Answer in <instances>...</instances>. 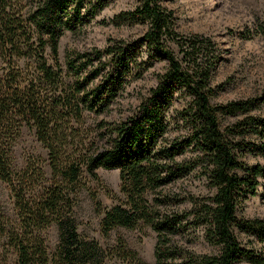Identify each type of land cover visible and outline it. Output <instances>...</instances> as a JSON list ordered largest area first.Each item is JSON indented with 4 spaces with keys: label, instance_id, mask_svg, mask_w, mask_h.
<instances>
[{
    "label": "trees",
    "instance_id": "1",
    "mask_svg": "<svg viewBox=\"0 0 264 264\" xmlns=\"http://www.w3.org/2000/svg\"><path fill=\"white\" fill-rule=\"evenodd\" d=\"M111 1L0 0V181L15 212L6 220L0 213V238L12 245L15 264H111L116 256L151 264L122 237L108 248L78 230L75 193L86 176L99 180V167L118 170L121 194L102 208V235L116 226H150L154 264H264V218L237 213L264 178V162L247 161L264 156V115L252 112L264 105V87L259 96L211 101L219 50L210 36L175 28L170 0H138L111 16L116 26L147 25L133 39L67 49L60 61L63 33L79 31ZM157 60H165V68L123 119L101 118L89 127L88 113L109 111L127 84ZM178 92L188 98L177 112L188 132L168 138V109ZM224 116L234 119L222 123ZM23 124L47 151L49 177L40 158L13 167L12 142ZM196 170L207 193L173 187ZM96 205L100 212L101 203ZM51 223L58 243L47 251L42 232ZM237 231L260 245L241 244ZM199 232L211 252L181 245Z\"/></svg>",
    "mask_w": 264,
    "mask_h": 264
},
{
    "label": "rangeland",
    "instance_id": "2",
    "mask_svg": "<svg viewBox=\"0 0 264 264\" xmlns=\"http://www.w3.org/2000/svg\"><path fill=\"white\" fill-rule=\"evenodd\" d=\"M27 4L33 5V0H25ZM138 0H113L92 17L79 31L70 32L66 30L58 42L59 60L63 61L67 49L76 48L84 50L97 46L104 48L110 39L130 38L140 35L147 28L146 24L135 23L116 26L111 16L123 9H133ZM167 5L174 11L176 26L185 35L191 33L204 34L211 37L217 46L221 58L214 66L212 79L210 80L215 94L211 97L214 103L230 101L232 99H245L249 96H259L264 87V0H170ZM263 27L262 30L261 27ZM215 46V47H216ZM166 61H155L139 78L127 84L122 94L116 97L109 111L98 114L88 113L86 123L89 127L96 125L101 118L106 121L123 119L133 109L142 96H146L152 85L156 82V74L163 71ZM187 96L179 92L175 95L171 108L168 109V138H179L188 132V127L182 123L177 114L182 108ZM253 113L264 115V105ZM234 117L224 116L220 122H231ZM13 167L25 168L31 159L40 158L39 164L47 177L50 176L49 164L46 160L47 151L35 135L32 127L21 125L18 134L12 142ZM187 154H192L188 151ZM264 162V156H248L247 161ZM99 180L86 176L85 186L75 193L73 214L78 230L84 236L95 237L105 247H114L117 238L122 237L127 247L137 251L138 256L151 264H154V245L156 234L148 225L140 227L125 228L116 226L107 235H102L100 222L103 215V207L111 206L121 196L119 193V172L116 168L108 169L99 167L97 169ZM205 178L199 170L194 171L184 180L173 184V187L184 188L192 193H207L204 185ZM257 192L242 201L238 208V215L246 218H264V178H262ZM9 190L0 181V213L4 220L14 218V206L9 197ZM100 202V212L97 211L96 203ZM48 250L54 249L58 243V230L51 223L42 232ZM194 241L181 239L180 243L189 246L195 251L211 252L212 245H207L200 236V232ZM241 244L247 247L251 245L258 247L253 235L237 231ZM5 244H2V242ZM0 238V264H15V253L10 244ZM111 264H128L121 258H113ZM239 264H251L241 261ZM253 264V263H252Z\"/></svg>",
    "mask_w": 264,
    "mask_h": 264
}]
</instances>
